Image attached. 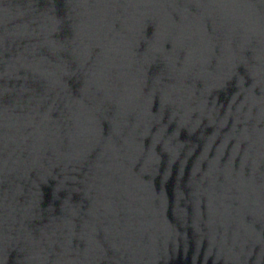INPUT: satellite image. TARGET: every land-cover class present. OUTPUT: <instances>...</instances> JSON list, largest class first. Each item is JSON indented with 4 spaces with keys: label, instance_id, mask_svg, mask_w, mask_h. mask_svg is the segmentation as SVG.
<instances>
[{
    "label": "water",
    "instance_id": "1",
    "mask_svg": "<svg viewBox=\"0 0 264 264\" xmlns=\"http://www.w3.org/2000/svg\"><path fill=\"white\" fill-rule=\"evenodd\" d=\"M0 264H264V0H0Z\"/></svg>",
    "mask_w": 264,
    "mask_h": 264
}]
</instances>
